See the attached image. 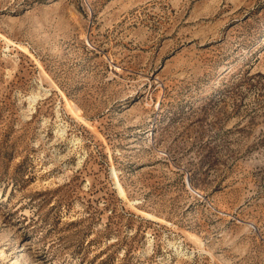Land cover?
Instances as JSON below:
<instances>
[{
	"label": "rangeland",
	"instance_id": "obj_1",
	"mask_svg": "<svg viewBox=\"0 0 264 264\" xmlns=\"http://www.w3.org/2000/svg\"><path fill=\"white\" fill-rule=\"evenodd\" d=\"M0 264H264V0H0Z\"/></svg>",
	"mask_w": 264,
	"mask_h": 264
},
{
	"label": "bare ground",
	"instance_id": "obj_2",
	"mask_svg": "<svg viewBox=\"0 0 264 264\" xmlns=\"http://www.w3.org/2000/svg\"><path fill=\"white\" fill-rule=\"evenodd\" d=\"M38 96H39V95H38ZM117 185H118V187H119L121 193H123V189H122L121 185H120L119 183H117ZM189 186H190V184H189ZM191 187H192V186H191ZM121 193H120V194H121Z\"/></svg>",
	"mask_w": 264,
	"mask_h": 264
}]
</instances>
